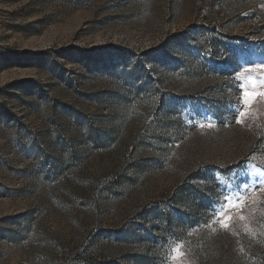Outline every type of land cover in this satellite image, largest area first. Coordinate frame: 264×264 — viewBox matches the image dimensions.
Here are the masks:
<instances>
[{"label": "rangeland", "instance_id": "obj_1", "mask_svg": "<svg viewBox=\"0 0 264 264\" xmlns=\"http://www.w3.org/2000/svg\"><path fill=\"white\" fill-rule=\"evenodd\" d=\"M244 92L264 0H0V264H264V188L211 211L264 177Z\"/></svg>", "mask_w": 264, "mask_h": 264}, {"label": "snow or ice", "instance_id": "obj_2", "mask_svg": "<svg viewBox=\"0 0 264 264\" xmlns=\"http://www.w3.org/2000/svg\"><path fill=\"white\" fill-rule=\"evenodd\" d=\"M264 96V92H244L242 98V106L239 110H237L233 118L236 123L242 124L244 122V118L248 115L246 111H244V106H251L254 104L258 97ZM212 127L211 123L208 125ZM203 127V125H201ZM251 165L245 161L243 164H238L236 166L237 169H241L240 171H236L234 169H230L229 172L232 173V181L225 183L222 187L223 200L219 202H213V206L211 211L214 212L217 218L225 216L227 212L232 211V209L238 207L237 201L239 200V194L242 191H247L250 188L261 187L264 188V177H258L255 173L251 175L248 172V169ZM226 175V173H222ZM218 203V206H216ZM231 204V208L228 205ZM228 220H231L232 217L228 216ZM243 219V216H241ZM225 227H228V224H224ZM174 251H179V248L174 249Z\"/></svg>", "mask_w": 264, "mask_h": 264}]
</instances>
